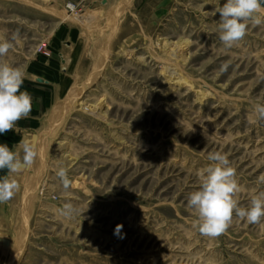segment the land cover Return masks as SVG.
I'll list each match as a JSON object with an SVG mask.
<instances>
[{"label":"rangeland","instance_id":"obj_1","mask_svg":"<svg viewBox=\"0 0 264 264\" xmlns=\"http://www.w3.org/2000/svg\"><path fill=\"white\" fill-rule=\"evenodd\" d=\"M106 1L0 0V39L17 36L0 61L25 72L31 97L36 76L52 81L39 119L5 143L22 157L31 141L37 157L12 178L21 187L0 264H264V220L234 215L210 238L187 205L216 151L236 169L241 207L264 191V120L253 111L264 103V23L226 49L213 12L227 0ZM100 66L72 111L66 97Z\"/></svg>","mask_w":264,"mask_h":264},{"label":"clouds","instance_id":"obj_2","mask_svg":"<svg viewBox=\"0 0 264 264\" xmlns=\"http://www.w3.org/2000/svg\"><path fill=\"white\" fill-rule=\"evenodd\" d=\"M216 12L220 14L218 38L226 49H230L247 35L250 24L264 23V0H227L222 7L215 9L213 16ZM16 38L14 34L10 40L0 39V57L14 47L12 41ZM226 70L225 64L221 71ZM25 78L21 68L0 61V134L15 130L17 122L27 118L31 112L32 97L27 91H21ZM253 111L258 120H264V103L254 104ZM19 148L22 157L7 144H0V170L8 171L7 176L0 177V204L10 201L20 190V184L11 177L30 168L37 157L36 145L31 141H21ZM208 160L211 163L199 172V190L191 192L187 200L188 207L196 214L193 227L201 235L214 238L226 232L234 215L249 224L264 220V191L255 194L248 207H241L237 199L240 186L236 169L231 166L227 155L219 151L211 152ZM55 174L63 188L68 190L72 183L68 169L58 166ZM258 182L264 183V176L259 177ZM76 211L72 204L65 203L60 215L71 219ZM122 227L119 224L116 226V235L120 236Z\"/></svg>","mask_w":264,"mask_h":264},{"label":"crops","instance_id":"obj_3","mask_svg":"<svg viewBox=\"0 0 264 264\" xmlns=\"http://www.w3.org/2000/svg\"><path fill=\"white\" fill-rule=\"evenodd\" d=\"M38 77L48 80L49 83H40L36 81L37 84L35 86L30 87V92H33L34 96H32V108L29 116L25 119L19 120L16 124L15 130H10L4 134H0V144H5V143L13 144L12 139L14 135L19 133L18 131H24L26 129L25 127L27 123L33 124L35 123V121L39 119L40 117L39 113L41 112V108L45 103V93H48L46 89L52 83V81L49 78L42 76H36L35 80ZM46 99L50 100V97H47ZM7 175H8L7 169L0 170V177H4ZM13 177L14 175L11 178ZM15 211H16L15 196L7 203L0 204V230L8 231V229H10V225H8L7 223L9 222V220L11 221V218L15 213ZM8 215H10L11 217H8ZM4 254H5V248L0 240V261Z\"/></svg>","mask_w":264,"mask_h":264},{"label":"bare ground","instance_id":"obj_4","mask_svg":"<svg viewBox=\"0 0 264 264\" xmlns=\"http://www.w3.org/2000/svg\"><path fill=\"white\" fill-rule=\"evenodd\" d=\"M70 6V8L71 9H73L74 10V6H72V5H69ZM119 10V9H118ZM121 11V10H120ZM119 12V11H118ZM114 14V13H113ZM109 15V14H108ZM119 15V14H118ZM65 14L62 16L63 18H65ZM110 16V15H109ZM108 16V17H109ZM113 16V15H112ZM112 16H110V17H112ZM86 17V16H85ZM85 19V18H84ZM90 19V18H89ZM110 19V18H109ZM108 19V20H109ZM91 20V19H90ZM109 21H111V20H109ZM89 22V21H88ZM87 25H89V23L87 24ZM105 54V53H104ZM101 56V55H100ZM101 58H102V56H101ZM101 59H99V61H100ZM105 60V59H104ZM99 61H97L98 63H99ZM94 62H95V60H94ZM96 63V62H95ZM103 64V63H102ZM101 65V64H100ZM96 66V65H95ZM97 67V66H96ZM94 68V70H95V72L91 75V77H90V80H89V82L88 83H86V84H84L79 90H77V91H75L74 89L69 93V95L66 97L67 98V104L69 105V107H70V109L73 111V110H78V108L82 105V103H81V97H82V95H83V93H84V91L88 88V87H90V85L92 84V82H94L97 78H98V76H99V74H100V70H101V66L100 67H98V68ZM103 69V68H102ZM75 88V87H74ZM58 106V105H57ZM61 106V105H60ZM59 106V107H60ZM83 106V105H82ZM81 106V107H82ZM63 107H64V105H63ZM85 107V106H84ZM62 109V108H61ZM68 109V108H67ZM62 111H64L65 112V110L64 109H62ZM60 113H62L61 111H60V109H58V108H55L54 109V113L52 114V116H51V118H50V122H53V123H55V121L58 119V116H59V119L58 120H60L61 119V117H60ZM66 113V112H65ZM61 116H62V114H61ZM63 118V117H62ZM57 124V123H56ZM56 124L55 125H53V126H56ZM52 124H50V126H51ZM49 126V127H50ZM51 130V129H50ZM49 133V132H48ZM55 136V135H54ZM43 139V138H42ZM44 145V144H43ZM47 145V144H46ZM41 147V146H40ZM43 151V150H42ZM43 161V160H42ZM41 161V162H42ZM33 177V176H32ZM36 178V177H35ZM33 179V178H32ZM26 234V233H25ZM24 237V239H25V236H23ZM21 239H23V238H21ZM20 241V240H19ZM22 241H24V240H22ZM21 241V242H22ZM18 242V241H17ZM25 242V241H24ZM17 245V244H16ZM24 246V245H23ZM23 246H21V248L23 247ZM17 247V246H16ZM20 247V246H19ZM23 249V248H22ZM21 249V250H22ZM20 250V249H19ZM18 254H20V251L18 252Z\"/></svg>","mask_w":264,"mask_h":264},{"label":"water","instance_id":"obj_5","mask_svg":"<svg viewBox=\"0 0 264 264\" xmlns=\"http://www.w3.org/2000/svg\"><path fill=\"white\" fill-rule=\"evenodd\" d=\"M106 2H107L106 0H103V4H106ZM61 57H62V61H63V63H66V60H65L64 56L61 55ZM36 81H37V82H40V83H49L48 80H45V79L40 78V77L36 78Z\"/></svg>","mask_w":264,"mask_h":264},{"label":"built area","instance_id":"obj_6","mask_svg":"<svg viewBox=\"0 0 264 264\" xmlns=\"http://www.w3.org/2000/svg\"><path fill=\"white\" fill-rule=\"evenodd\" d=\"M69 8H70V6H69ZM76 8V7H75ZM71 9V8H70ZM71 10H73V9H71Z\"/></svg>","mask_w":264,"mask_h":264}]
</instances>
